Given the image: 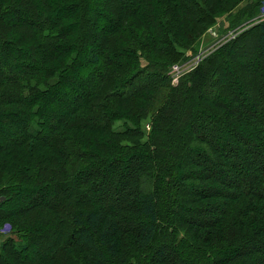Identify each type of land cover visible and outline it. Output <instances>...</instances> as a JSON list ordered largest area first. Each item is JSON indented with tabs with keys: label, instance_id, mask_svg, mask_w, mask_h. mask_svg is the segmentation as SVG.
Listing matches in <instances>:
<instances>
[{
	"label": "trees",
	"instance_id": "obj_1",
	"mask_svg": "<svg viewBox=\"0 0 264 264\" xmlns=\"http://www.w3.org/2000/svg\"><path fill=\"white\" fill-rule=\"evenodd\" d=\"M126 1L0 0V264H264V0Z\"/></svg>",
	"mask_w": 264,
	"mask_h": 264
},
{
	"label": "rangeland",
	"instance_id": "obj_2",
	"mask_svg": "<svg viewBox=\"0 0 264 264\" xmlns=\"http://www.w3.org/2000/svg\"><path fill=\"white\" fill-rule=\"evenodd\" d=\"M97 1L99 2V0H97ZM99 3H101V2H99ZM126 4H128L129 6H132V2H129L128 0L126 1ZM18 18L20 19V16H18V15H9L6 18V20H7L6 22H14V21H17ZM229 19H227L226 16H223V17L219 18L216 21L215 25L212 26L211 28H209L206 31V33L200 38V40L198 42L197 53L193 55L190 51L186 52L185 55L190 57V59L186 63L190 64L195 56L199 55V53L202 50H204L205 48H207L210 45H212L218 38L225 37L223 40H221L220 42L216 43L217 46H214L211 49V51L209 50L210 52H212L216 48L217 49L220 48L222 45L226 44L227 42H230L231 41L230 34H232L235 37L238 35V33H239V32H237L238 30H236V31H235V29L228 30L229 27H230V23H229L230 20ZM105 20H107V19L105 18ZM261 21H264V15L263 14L257 16V18L253 20V24H257V23H259ZM228 40H230V41H228ZM208 54L209 53H206V54L204 53L202 55V57L204 58ZM253 62H256V57H254V56L250 60V63H253ZM92 69H93V67L91 65L84 64L80 68V71H79L80 78H78V79L82 80L84 77H88L90 75V73L92 72ZM20 71H21L20 68L16 67L15 70L12 71V73L14 75H16V74L20 73ZM8 73H11V72L8 71ZM0 74L1 75H5V74H7V72L6 71L4 72L3 68L0 67ZM223 77L228 78V76H226V75H224ZM214 80H215V78H214ZM83 81H84V79H83ZM67 90H68V93H69V99L65 100L64 103L55 106L53 112L55 113L56 116L64 113L65 111H68L72 107V101H74L75 98L80 97L81 95H85V92H84L85 89L81 86V84H78V82H77L76 87L68 85L66 87L65 91H67ZM212 120L213 119L211 117H209V116L200 117V120L198 121V124H197L198 126H197L196 130L194 131L195 134L197 136H206V135H208V127L211 125V121ZM16 124L19 125V123H16ZM8 130H9V128L7 127V124L5 123L4 127L2 129V135L6 136V139H9V138L13 137V134L11 136L10 135V131H8ZM214 137L215 136H213V138ZM4 141L5 140L3 139V137L0 138V144L3 143ZM254 141H255L254 139H252L250 137L248 138V142L250 144L254 143ZM230 143H231L232 149L237 148V146H238L237 145V141L230 140ZM258 149L261 150L262 147H259ZM237 151H238V149H237ZM239 154H240L239 158L242 159V154L240 152H239ZM245 156H247V155H245ZM194 158H195V156H194ZM240 159H239V161H242ZM106 171H107L106 165H100L99 172L104 175L106 173ZM115 178L116 177H113V178L111 177V183H112V180L115 181V182H118V181H116L117 179H115ZM118 183L119 184L121 183L120 180H119ZM192 190H190V191H192ZM192 192H196V190H193ZM34 198H38V197L29 196V195L20 196V197H18L16 199V201L14 203H12V205L10 206V209L15 210V209H18V208H21V207H24V206H28L31 203V201H33ZM43 199H45V198H43ZM112 199L113 198H109V197L108 198H104V200H105V202H106V204H107V206L109 208L113 205L114 199H113V202H112ZM208 215H210V214H206L205 212H203V213H200V214L190 215L189 217L190 218H192V217H194V218H202V217H207ZM9 232H10V224L9 223H3V225L0 227V234L2 235L0 237V241L3 239L2 237L5 236L6 234H8Z\"/></svg>",
	"mask_w": 264,
	"mask_h": 264
},
{
	"label": "built area",
	"instance_id": "obj_3",
	"mask_svg": "<svg viewBox=\"0 0 264 264\" xmlns=\"http://www.w3.org/2000/svg\"><path fill=\"white\" fill-rule=\"evenodd\" d=\"M236 31V30H235ZM238 32V31H237ZM231 39H233L235 36H233L232 34H230ZM225 37L222 38H218L212 45H210L209 47L205 48L204 50H202L199 55L195 56L192 60V62L189 63H185V64H175L174 66L171 67L170 70V75H171V82L173 85H176L179 81V79L186 73L190 72L193 68H195L200 61L203 59L202 55L205 53H210L211 49L214 46H217L216 43L220 42L221 40H223ZM210 50V51H209ZM209 51V52H208Z\"/></svg>",
	"mask_w": 264,
	"mask_h": 264
},
{
	"label": "bare ground",
	"instance_id": "obj_4",
	"mask_svg": "<svg viewBox=\"0 0 264 264\" xmlns=\"http://www.w3.org/2000/svg\"><path fill=\"white\" fill-rule=\"evenodd\" d=\"M232 40V39H231ZM228 41H230V40H228Z\"/></svg>",
	"mask_w": 264,
	"mask_h": 264
}]
</instances>
